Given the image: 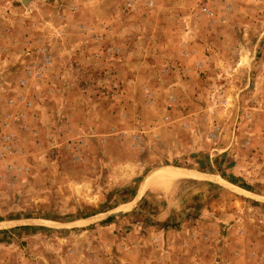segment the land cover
I'll use <instances>...</instances> for the list:
<instances>
[{
	"label": "rangeland",
	"instance_id": "obj_1",
	"mask_svg": "<svg viewBox=\"0 0 264 264\" xmlns=\"http://www.w3.org/2000/svg\"><path fill=\"white\" fill-rule=\"evenodd\" d=\"M0 125V264L264 252V0H0Z\"/></svg>",
	"mask_w": 264,
	"mask_h": 264
},
{
	"label": "crops",
	"instance_id": "obj_2",
	"mask_svg": "<svg viewBox=\"0 0 264 264\" xmlns=\"http://www.w3.org/2000/svg\"><path fill=\"white\" fill-rule=\"evenodd\" d=\"M2 28V27H1ZM4 35H2L1 37V39H5L6 41H7V39L9 38V36H12V34H11V30H10V28H8V27H6V29H4ZM11 34V35H10ZM183 72V71H182ZM59 77H60V75H59ZM31 106H33V105H31ZM193 112H194V110H193V108L191 109V108H187V109H185L184 110V112H183V114H182V117H181V124H182V126H183V128H185V132H183V134H190V132H193L194 133V131H197V133L198 134H202L203 132H201L202 130H200V128H198L199 127V125H200V121H199V119H198V121L197 120H193ZM205 121H207L205 118L203 119V122H205ZM198 123H199V125H198ZM202 126H203V124H202ZM206 125H204V127H205ZM196 128V130H194ZM28 129L30 130V127H28ZM211 134V133H210ZM209 134V135H210ZM212 137H216L215 136V134H212L211 135ZM198 138V140H199V138L200 137H197ZM196 141V140H191L189 143V145L191 146L192 144H193V147H196L195 145H198L199 144V142L200 141ZM140 187H141V185L138 187V189H137V192H139V190H140ZM144 193V192H143ZM137 196V195H136ZM135 196V198H137ZM139 198V197H138ZM163 214H159L158 216H157V218H160L161 216H162ZM162 218V217H161ZM253 258H252V260H253V264H264V252H262V253H258V252H253V253H251L250 254ZM240 256V255H239Z\"/></svg>",
	"mask_w": 264,
	"mask_h": 264
},
{
	"label": "bare ground",
	"instance_id": "obj_3",
	"mask_svg": "<svg viewBox=\"0 0 264 264\" xmlns=\"http://www.w3.org/2000/svg\"><path fill=\"white\" fill-rule=\"evenodd\" d=\"M187 174H184L182 171L177 172H167L166 170L160 171L158 173H154V175L147 178L144 182V189H156L158 187H161L162 185H165L169 182H172L175 178H181L186 177ZM143 189V190H144Z\"/></svg>",
	"mask_w": 264,
	"mask_h": 264
},
{
	"label": "built area",
	"instance_id": "obj_4",
	"mask_svg": "<svg viewBox=\"0 0 264 264\" xmlns=\"http://www.w3.org/2000/svg\"><path fill=\"white\" fill-rule=\"evenodd\" d=\"M0 130H1V125H0ZM3 151H5V148H3V147L0 145V157L3 156Z\"/></svg>",
	"mask_w": 264,
	"mask_h": 264
}]
</instances>
